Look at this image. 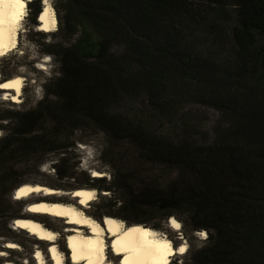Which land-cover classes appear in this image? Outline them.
<instances>
[{
  "label": "trees",
  "instance_id": "16d2710c",
  "mask_svg": "<svg viewBox=\"0 0 264 264\" xmlns=\"http://www.w3.org/2000/svg\"><path fill=\"white\" fill-rule=\"evenodd\" d=\"M57 1L56 77L34 108L0 113V238L23 232L7 227L24 204L4 165L56 153L70 178L63 157L88 133L113 217L205 233L185 264H264V0ZM28 3L37 27L41 0Z\"/></svg>",
  "mask_w": 264,
  "mask_h": 264
},
{
  "label": "rangeland",
  "instance_id": "374dc122",
  "mask_svg": "<svg viewBox=\"0 0 264 264\" xmlns=\"http://www.w3.org/2000/svg\"><path fill=\"white\" fill-rule=\"evenodd\" d=\"M56 19V27L51 33L43 32L38 33V28L32 27L28 20V4L27 8L23 11L19 28L17 30V43L13 50H10L6 54L0 56V80L10 79L12 77H22L23 86L20 95V102L13 103L10 99L0 98V113L4 110H18L34 108L36 103L43 97V84L50 79L56 77L57 71L54 60L51 56L45 54L46 47L49 43L58 42L57 38H54L56 29L60 26L59 14L56 10L58 6L57 0H47ZM30 2V1H29ZM41 0V7H42ZM44 65V66H43ZM41 66L44 69H41ZM4 94L0 90V97ZM206 112L210 118L215 119L216 113L209 109L200 108ZM2 134V132H0ZM104 148V141L100 135L88 134V133H76L73 139V145L68 149L64 155V167L72 174L70 178H62L59 176L53 166L57 164L60 154H47L43 157L28 158L27 160H18L8 162L4 166L6 168H12L17 171L16 179L12 184L13 188L20 184H39L46 187H54L53 189H59L64 192H69L74 189H94L96 191V200L85 208V213L91 218L101 223V218L105 215L119 216L118 205L113 203V194L108 192H101L92 188L94 183L90 181L92 176L95 175L94 171L104 174L106 182L112 178V171L110 167L101 159L100 152ZM106 193V194H104ZM11 197V201H14V197ZM24 206L22 207L19 216L25 217L26 209L29 203L34 202H60L67 204H76L72 202L70 196L54 197L50 199H43L31 197V199L22 200ZM6 205V204H4ZM15 209L12 206L11 211ZM120 219V218H118ZM123 221L124 225H133L131 222ZM38 221L46 228L56 232L57 238L55 245L57 249L63 255V264H71L68 257L67 239L71 235L67 232L69 226L64 219H55L52 217H40ZM180 223V222H179ZM141 224L148 226L157 231V235L160 237L168 238L173 247L176 248L181 243H185L187 246V252L185 255H175L170 259V263L185 264L189 258V254L194 249L203 245L201 232L190 233L186 231L181 223L179 230H172L168 227L167 221H141ZM158 226V229L154 227ZM7 227L12 228L11 222H7ZM2 232V231H0ZM6 235L10 234L3 231ZM88 228L85 229V234H90ZM1 234V233H0ZM17 237H12V240H16L14 243L18 246L17 249L10 251L5 245L10 242L9 238H0V251L4 253L3 257H0V264L9 262L11 264H36V260L32 257L36 256V249H39L45 257V264H51L50 258L47 253V247L49 243L41 242L28 233L16 231ZM27 234V235H26ZM12 236V235H11ZM12 242V241H11ZM23 245H22V243ZM110 244L107 245L105 261L108 264H118V258L110 253ZM38 264V263H37Z\"/></svg>",
  "mask_w": 264,
  "mask_h": 264
},
{
  "label": "bare ground",
  "instance_id": "6f19581e",
  "mask_svg": "<svg viewBox=\"0 0 264 264\" xmlns=\"http://www.w3.org/2000/svg\"><path fill=\"white\" fill-rule=\"evenodd\" d=\"M29 1L31 0H24L26 8ZM17 11L18 9L12 5V0H0V15L3 16L5 21L3 45L0 47V52L5 54L13 50L17 43V30L9 27V20ZM41 15H43V19H40ZM37 22L38 32L40 31L41 33H50L56 27V19L47 0L42 2ZM43 66H41V69H44ZM16 79L22 81L19 86V93L15 90L0 89L4 95L9 97V101L13 103L20 102L23 79L16 76L3 81L4 83ZM94 173V177L104 176V174L97 171H94ZM67 195L76 204L44 201L29 203L25 217L19 218L12 223L14 229H20L41 242L49 243L47 253L51 264H63L64 257L55 245L56 232L44 227L38 221L40 217H52L67 221L66 224L69 226L67 232L71 234L67 239L68 257L71 264H108L105 261L108 244H110L108 249H110V253L115 259L119 257L118 264H169L172 257L175 255L183 256L187 252L185 243H181L174 248L168 238L158 236L156 230L144 224L124 225L122 220L109 215L103 216L99 224L98 221L85 213V208L96 200V191L94 189L81 188L71 192H64L39 184H23L15 190L14 200H27L31 199V197L36 199L62 198ZM167 225L172 230L180 228V223L172 217L167 221ZM176 225H179V227H176ZM86 228L91 232L84 236ZM6 245H14L11 248L7 247L8 249L15 250L18 248L12 242H7ZM180 247L186 249L183 254L177 251ZM0 253H2L0 257H3L4 253L2 251ZM32 258L38 264H45V257L39 249H36V256ZM2 264L11 263L4 262Z\"/></svg>",
  "mask_w": 264,
  "mask_h": 264
},
{
  "label": "snow or ice",
  "instance_id": "6c2138e0",
  "mask_svg": "<svg viewBox=\"0 0 264 264\" xmlns=\"http://www.w3.org/2000/svg\"><path fill=\"white\" fill-rule=\"evenodd\" d=\"M46 2V0H45ZM12 5L18 9L17 13L14 14L10 20H9V27L13 28L14 30H18L19 28V24H20V20L23 16V10L26 8V4L24 2V0H12ZM40 19H43V15H41ZM4 27H5V21L3 19V16L0 15V47H2L3 45V32H4ZM5 53L0 52V55H4ZM22 84V81L20 79H16V80H9L7 82L4 83H0V89H4V90H15L17 93H19V86ZM2 99H8L9 97L7 95H4L3 97H0ZM14 99V98H13ZM79 195V194H77ZM176 227H179V225H176ZM201 236H203V233H200ZM6 247H14V245H5ZM186 249L184 247H180L177 249V251L181 254H183V252ZM0 255H2V253H0Z\"/></svg>",
  "mask_w": 264,
  "mask_h": 264
},
{
  "label": "water",
  "instance_id": "95a60500",
  "mask_svg": "<svg viewBox=\"0 0 264 264\" xmlns=\"http://www.w3.org/2000/svg\"><path fill=\"white\" fill-rule=\"evenodd\" d=\"M0 83H3V81L0 82ZM21 186H22V185L16 187V189H18V188L21 187ZM16 189H14V191H13V193H12V194H13V197H14V193H15V190H16ZM69 192H71V191H69ZM16 220H17V219L13 220V221L11 222V224L14 223ZM12 228H13V226H12ZM13 229H14V228H13Z\"/></svg>",
  "mask_w": 264,
  "mask_h": 264
},
{
  "label": "clouds",
  "instance_id": "9594fccd",
  "mask_svg": "<svg viewBox=\"0 0 264 264\" xmlns=\"http://www.w3.org/2000/svg\"><path fill=\"white\" fill-rule=\"evenodd\" d=\"M36 28H38V29H39V27H38V26H37ZM46 33H47V32H46ZM179 229H180V228H179ZM179 229H178V230H179ZM36 264H37V262H36Z\"/></svg>",
  "mask_w": 264,
  "mask_h": 264
}]
</instances>
